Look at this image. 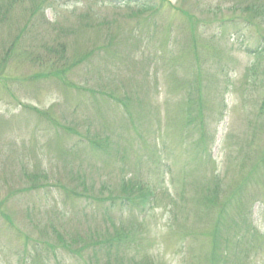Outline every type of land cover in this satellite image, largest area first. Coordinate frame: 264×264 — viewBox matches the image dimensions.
<instances>
[{
	"label": "rangeland",
	"instance_id": "rangeland-1",
	"mask_svg": "<svg viewBox=\"0 0 264 264\" xmlns=\"http://www.w3.org/2000/svg\"><path fill=\"white\" fill-rule=\"evenodd\" d=\"M142 1L0 0V264H264V0Z\"/></svg>",
	"mask_w": 264,
	"mask_h": 264
},
{
	"label": "trees",
	"instance_id": "trees-1",
	"mask_svg": "<svg viewBox=\"0 0 264 264\" xmlns=\"http://www.w3.org/2000/svg\"><path fill=\"white\" fill-rule=\"evenodd\" d=\"M139 2H141V3H139V6H140V9L142 10V11H147L148 10V8H147V6H143V1L142 0H139ZM124 4V3H123ZM261 45V43H258L253 49H251V51L250 52H253V54L256 56V55H260L259 54V49H260V46ZM255 50H257V51H255ZM56 76H57V74H55ZM123 100V103H120L121 101H119V104H121V105H123V107H127V99L126 98H123L122 99Z\"/></svg>",
	"mask_w": 264,
	"mask_h": 264
}]
</instances>
